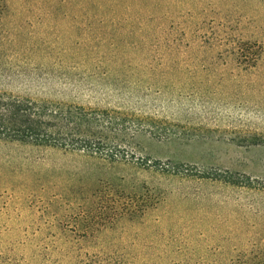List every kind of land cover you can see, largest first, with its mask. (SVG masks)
Returning <instances> with one entry per match:
<instances>
[{"label":"rangeland","instance_id":"1","mask_svg":"<svg viewBox=\"0 0 264 264\" xmlns=\"http://www.w3.org/2000/svg\"><path fill=\"white\" fill-rule=\"evenodd\" d=\"M0 91L133 154L0 139V264H264V0H0Z\"/></svg>","mask_w":264,"mask_h":264},{"label":"trees","instance_id":"2","mask_svg":"<svg viewBox=\"0 0 264 264\" xmlns=\"http://www.w3.org/2000/svg\"><path fill=\"white\" fill-rule=\"evenodd\" d=\"M129 124L107 110L0 91V139L116 162L133 155L125 151Z\"/></svg>","mask_w":264,"mask_h":264}]
</instances>
